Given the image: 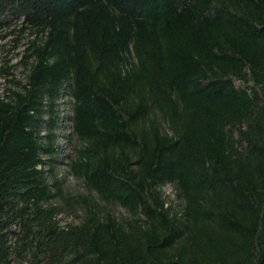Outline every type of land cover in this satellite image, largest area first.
Here are the masks:
<instances>
[{"label": "trees", "instance_id": "trees-1", "mask_svg": "<svg viewBox=\"0 0 264 264\" xmlns=\"http://www.w3.org/2000/svg\"><path fill=\"white\" fill-rule=\"evenodd\" d=\"M16 24L34 37L0 98V264H264V0H0ZM69 135L70 172L131 219L87 203L59 225Z\"/></svg>", "mask_w": 264, "mask_h": 264}, {"label": "rangeland", "instance_id": "rangeland-1", "mask_svg": "<svg viewBox=\"0 0 264 264\" xmlns=\"http://www.w3.org/2000/svg\"><path fill=\"white\" fill-rule=\"evenodd\" d=\"M19 24L12 25L9 28L0 29V98H5L9 89H18L14 83L9 80L26 79L27 71L21 63L25 48L28 41L34 37L28 30L20 32ZM9 73L6 74L5 71ZM163 128L164 123L160 120ZM58 133H60L58 131ZM57 143L63 145V152L59 156V161L54 166V175L48 176L49 181L57 179L60 190L51 200V203L59 208L57 218L59 225L66 227L69 224L75 225L84 220L87 213V203L92 205L99 216L110 214L120 221H126L132 218L131 214L124 207L115 202H105L98 195L90 190L85 183L75 177L69 169V162L74 157L75 150L81 147L74 135L68 138L59 136ZM163 193L176 202L174 197V189L171 184H167L162 188ZM11 264H30L28 259L14 260Z\"/></svg>", "mask_w": 264, "mask_h": 264}]
</instances>
